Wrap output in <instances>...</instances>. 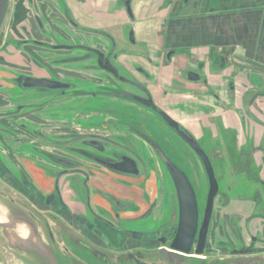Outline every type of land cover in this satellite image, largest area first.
Masks as SVG:
<instances>
[{"label":"flooded vegetation","instance_id":"1","mask_svg":"<svg viewBox=\"0 0 264 264\" xmlns=\"http://www.w3.org/2000/svg\"><path fill=\"white\" fill-rule=\"evenodd\" d=\"M78 1L95 23L86 17L76 21L60 5L66 20L62 35L34 14L40 37L25 23L14 29L10 24L0 43V118L19 119L21 127L30 128L32 136L46 144L33 145L26 136L13 137V142L27 148L10 154L0 138V180L4 191L8 188L20 196L0 192L17 206L16 213L10 212L31 222L57 264H103L94 251L107 255L109 264H264V129L259 127L264 128V121L254 118L261 110V99L251 85L242 87L243 81L237 84L231 75L212 79L219 88L210 85V76L231 67L227 52L215 60L213 49L200 58L190 46L164 45L162 33L180 20L184 6L196 0H168L169 17L159 24L161 41L156 49L135 34L138 0ZM187 83H200L202 95L208 97L203 119L216 108H233L241 127L245 126H231L233 148L228 140L219 150L207 125L210 121H199L204 129L201 137L180 122L185 120L177 113L183 112L184 105L188 112L189 104L177 92H198ZM57 100H65L63 111L58 112L65 117L60 120L65 121V133L53 143L48 131L54 125L48 121H59L51 112L58 108ZM28 111H33L34 119H21ZM87 114V130L71 131V115ZM169 121L206 155L216 181L204 238L200 235L209 179L196 151ZM215 122L224 140L229 130ZM115 129L130 133L138 144L106 134ZM184 150L193 156L195 171L199 166L204 174V186L197 187L203 192L201 201L179 166ZM160 154L184 172L196 203L190 252L171 262L157 251L170 248L181 213L175 183ZM231 193L241 196L233 216L228 212Z\"/></svg>","mask_w":264,"mask_h":264},{"label":"crops","instance_id":"2","mask_svg":"<svg viewBox=\"0 0 264 264\" xmlns=\"http://www.w3.org/2000/svg\"><path fill=\"white\" fill-rule=\"evenodd\" d=\"M60 5H64L76 21H82L81 18L86 17L95 23V19L89 18L84 4L78 0H31L29 4L25 0H10L4 33L10 24L14 29V25L25 23L35 36L40 37L32 18L37 14L55 34L62 35L66 20ZM167 5L168 0H138L134 4L135 34L138 39L148 41L154 49L161 41L159 24L169 17ZM179 14L180 20L172 23L167 31L162 33L165 48L190 46L192 52L200 58L207 49H213L215 60L219 53L227 52L225 57L230 61L231 67L210 76L211 81H220L231 75L237 84L243 81L242 87L251 85L250 88L255 89L256 98L261 99V110L256 111L254 118L264 121V0H196L184 6ZM214 82L210 84L213 88L221 87ZM186 86H194L198 92H177L178 97L185 104H189L188 112L187 105H184L183 112L177 113L183 120L210 121L207 125L215 139L219 133L215 121H220L229 131L231 126L239 129L245 127H241L231 107L224 111H218L216 108L209 116L204 115L203 119L202 110L210 103L208 97L202 95V85L187 83ZM250 120L252 119L247 121ZM249 141L245 133L244 142Z\"/></svg>","mask_w":264,"mask_h":264},{"label":"rangeland","instance_id":"3","mask_svg":"<svg viewBox=\"0 0 264 264\" xmlns=\"http://www.w3.org/2000/svg\"><path fill=\"white\" fill-rule=\"evenodd\" d=\"M63 102H65V100H63ZM63 102L62 100H57L55 101V105L58 106V108H54L53 110H51V112H54V115L56 117H54L55 119H59V121L54 120V121H48L50 123H52L54 125V129L51 131H48V133L52 134L51 136L53 137L54 140L53 143H56V139H60V135H62L63 133H65V121H60L61 119H65V117L61 118L58 116V112L59 111H63ZM50 110H41L40 112H49ZM35 114L33 113V111H28V112H24L21 116V119L24 118H28V119H34ZM58 116V117H57ZM81 117L84 120L83 121H75L76 118ZM89 115H71V118H73V125H71V127H69L71 129V131H86L87 130V124L89 121H87L89 119ZM134 119V117H132ZM20 119V120H21ZM0 138L1 140H3L5 142V144L9 147L10 154H13L14 150H18V149H23L22 152L25 151L26 144H20V143H15L13 142L14 138L16 137H24L26 136L27 139L29 140L28 143L29 144H41L46 145L44 143H40L38 140H36L33 136L32 133L30 132V128H25L21 127L19 125L20 121H12L10 120V118L6 119V118H0ZM23 124L24 122L26 123V121H21ZM79 122V123H77ZM182 124H184L185 126H187L189 129H191V131L197 132V135L201 137L202 135V131L204 129H202V124L199 121H180ZM27 123H30L27 121ZM201 128V130H200ZM106 134L111 135V137H115V135H117V138H128L131 141H133V143L135 145L138 144V139L135 138L134 136H131L130 133H127L126 131H123L122 129H115L113 131H109ZM225 139L223 140L219 134H218V138L215 140L214 144L219 148V150H223L224 149V144H226V141H231L229 146L233 148L234 146V141H233V134L231 131H226L224 134ZM14 137V138H13ZM175 139H178L177 136H175ZM31 141V142H30ZM51 141V142H52ZM56 141V142H55ZM181 143V142H180ZM183 149H185V146L182 144ZM54 148L56 149V146H54ZM58 148V147H57ZM27 154V153H26ZM181 161H179V166L186 172V174L188 175L191 183L193 184L197 195H198V199L199 201L202 200V196H203V192L200 191V189L197 187L200 186H204V174L201 170V168L198 166V172L195 171L194 169V158L193 156L187 152L186 150H184L182 152V156L179 157ZM195 176V179H193V176ZM159 175V172H157V176ZM164 175L166 177V181L169 183L170 182V177L168 175V173L166 171H164ZM195 180V181H194ZM63 192L67 198V191L64 190V187H62ZM5 189V185L1 182L0 180V192H3ZM8 190V191H7ZM7 192H9L13 197H20L18 194L14 193L12 190L7 188ZM4 191V192H6ZM231 197V204L228 208V212L229 215H234L237 214L236 212V208L239 205V201L241 196H237L233 193H231L230 195ZM13 204V203H12ZM11 207V208H10ZM10 208V209H9ZM19 209V208H18ZM10 210H12L13 212H17V206L11 205L9 203V201L3 198V196H1L0 193V221H3L4 223H6V228H7V232L9 236L15 237L11 234V231L9 230V228L11 227H15L18 231H22L23 230V226H27L28 227V234L27 236H21V238L15 237L19 240H21L23 242V249L21 248V250H24L25 252L15 249V248H11L8 243L6 238L4 237V235L2 234V230L0 228V253L2 255V257L5 259L6 264H40V261L42 264H48L47 260L45 257L41 256V254L38 253V251H36L35 248H33L32 242H33V237H32V230L29 227V225H27L26 223H24L23 221L19 220L17 216H15L14 213L10 212ZM20 210V209H19ZM232 215V216H233ZM217 218L213 221V231H215V226L217 224L216 222ZM215 225V226H214ZM0 264H3L1 259H0Z\"/></svg>","mask_w":264,"mask_h":264},{"label":"water","instance_id":"4","mask_svg":"<svg viewBox=\"0 0 264 264\" xmlns=\"http://www.w3.org/2000/svg\"><path fill=\"white\" fill-rule=\"evenodd\" d=\"M9 8H10V0H0V43L3 37V33L5 29V22H6L7 15L9 13ZM169 122L172 125H174L175 129L181 135V137L186 141V143L193 150L196 151L197 155L203 162V165L205 167V170H206V173L209 179L210 190L208 194L207 204L205 207L202 233L200 235L201 238H204V235L207 231V227L209 224L210 216H211L213 196L217 188L216 181L213 177V172L207 160L206 155L198 148V146L195 144V142L191 138L187 137L179 130V128L177 127L174 121H169ZM161 158L163 162L165 163V165L167 166L173 178V181L175 183V187H176L178 198H179L180 213H181L178 230L174 238V241L170 244V248H163L157 251L158 256H160L164 260L171 262L173 261L174 258L177 260L184 258L183 254H187L188 252H190L188 245L191 241V238L194 232L193 230H194L195 219H196V203H195V198H194V194L191 189L190 183L186 175L184 174V172L179 170L174 164L170 163L166 158H164V156L161 155ZM20 220L26 223L27 225H29V227L31 228L34 238H35L36 246L38 247L39 251L43 254V256L46 258L48 264H57L52 257L51 251L46 246H44L43 243H41L40 239L34 232V229L31 226V222L28 220H22V219ZM0 228L3 231V234L7 240L8 245L11 248L21 250L19 248L20 246L17 245L15 242H13L11 238L9 237L6 224L0 222ZM21 251L25 252L24 250H21ZM197 252L200 253V251H197ZM93 255L97 259L101 260L103 264H109V257L107 255L97 252V251L96 252L94 251ZM0 259H2L1 261L3 264H6V261L4 258L1 257ZM255 259H259V258H255ZM135 261L139 262L138 258L135 257ZM140 264H145V263H140ZM231 264H236V263L231 262Z\"/></svg>","mask_w":264,"mask_h":264},{"label":"bare ground","instance_id":"5","mask_svg":"<svg viewBox=\"0 0 264 264\" xmlns=\"http://www.w3.org/2000/svg\"><path fill=\"white\" fill-rule=\"evenodd\" d=\"M18 219L20 220V219H22V220H24L23 218H19L18 217ZM1 223H4L3 221H0ZM6 224V223H5ZM9 230L11 231V234L13 235V236H15V237H18V238H21V236L23 237V236H27V234H28V227L27 226H23V230L22 231H18L15 227H11V228H9ZM10 238H11V240L13 241V242H15L17 245H19L20 247V249L22 248L23 249V247H24V245H23V242L21 241V240H19V239H17V238H15V237H12V236H9ZM32 237H33V242H32V245H33V248H35L36 249V251H38V253L39 254H41V256H43V254L39 251V249H38V247L36 246V243H35V238H34V235H33V232H32ZM44 257V256H43Z\"/></svg>","mask_w":264,"mask_h":264}]
</instances>
